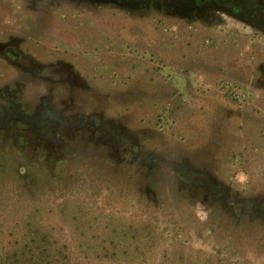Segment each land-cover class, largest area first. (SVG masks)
<instances>
[{
    "label": "rangeland",
    "instance_id": "rangeland-1",
    "mask_svg": "<svg viewBox=\"0 0 264 264\" xmlns=\"http://www.w3.org/2000/svg\"><path fill=\"white\" fill-rule=\"evenodd\" d=\"M0 264H264V0H0Z\"/></svg>",
    "mask_w": 264,
    "mask_h": 264
}]
</instances>
